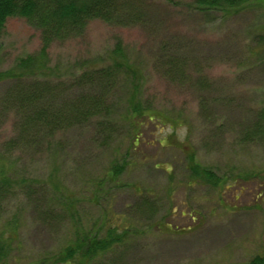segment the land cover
I'll use <instances>...</instances> for the list:
<instances>
[{"label": "rangeland", "instance_id": "374dc122", "mask_svg": "<svg viewBox=\"0 0 264 264\" xmlns=\"http://www.w3.org/2000/svg\"><path fill=\"white\" fill-rule=\"evenodd\" d=\"M137 6L130 21L95 19L84 32L53 42L54 70L42 79L53 82L51 101L62 104L90 89L81 73L103 65L120 41L141 69L143 97L180 116L182 126L174 135L168 125H143L125 171L97 189V178L127 150L120 113L128 86L118 79L111 90L119 120L113 128L95 117L53 133L43 121L25 123L32 110L8 98L18 82H0V153L10 148L15 170L31 184L0 203V227L9 219L19 225L0 264H34L78 231L107 222L132 228V235L89 264H246L264 253V131L256 129L260 119L264 124V6L230 14L202 10L195 0ZM1 41L0 67L8 68L40 49L41 31L12 16ZM166 135L176 145L161 144ZM184 147L229 184L190 182Z\"/></svg>", "mask_w": 264, "mask_h": 264}, {"label": "trees", "instance_id": "16d2710c", "mask_svg": "<svg viewBox=\"0 0 264 264\" xmlns=\"http://www.w3.org/2000/svg\"><path fill=\"white\" fill-rule=\"evenodd\" d=\"M140 1L0 0V62L3 51L1 36L8 18L24 17L41 31L39 50L18 56L15 63L8 68L0 67V82L7 80L18 82L14 92L8 94V98L15 100L19 107L32 110L29 111L30 114L27 113L26 124L43 121L44 125L55 133L62 128L84 125L95 117H101L102 120L98 121L103 126L113 128L119 120L116 121L112 116L118 106L110 100L113 97L111 90L118 79H121L126 87L128 86L129 89L123 91L122 97H125V100L120 113V121L124 122L127 128V150L122 158L111 162L106 174L97 178L95 181L97 189L102 187V183L106 180H118L125 171L129 165L128 156L131 150L136 149L142 142L143 125L154 123L156 128H164L168 125L173 130L171 133L176 135V128L182 126L180 116L153 106L148 98L143 97L141 69L132 62L120 41L108 52L107 60L103 65L88 68L81 73V78H88L91 81L90 89L68 97L62 104L56 105L51 101L49 93L53 90V82L42 78L51 76L54 70L50 63L49 52L53 42L64 41L84 32L89 23L95 19L109 23L130 21L137 12V3ZM195 2L202 10H218L227 14L257 4L264 6V0H195ZM261 39L264 40V37ZM261 53L264 64V47ZM29 81H32V84L28 83ZM260 116H264V108ZM256 129L258 133L264 131L261 119ZM159 141L161 144L166 142L176 145L169 135L160 137ZM13 142L14 139H10L8 144L11 145ZM177 145L181 147L182 143L177 142ZM184 148L190 182L206 183L220 189L225 187L224 184H229L225 174L220 175L198 160L195 149ZM7 150L5 153H0V203L16 195L20 188L31 185L15 170L10 148ZM52 183L60 191L58 181L53 180ZM239 190L242 191V187ZM18 228L19 225L13 219L7 220L0 227V263L8 257L13 243L17 240ZM131 229L108 222L103 227L83 229L78 231L63 248L34 264H89L99 256L115 252L119 246L128 242L132 235ZM246 264H264V253L255 255Z\"/></svg>", "mask_w": 264, "mask_h": 264}]
</instances>
